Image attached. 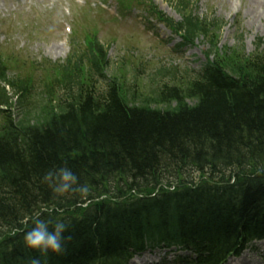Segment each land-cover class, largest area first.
<instances>
[{"label": "trees", "instance_id": "16d2710c", "mask_svg": "<svg viewBox=\"0 0 264 264\" xmlns=\"http://www.w3.org/2000/svg\"><path fill=\"white\" fill-rule=\"evenodd\" d=\"M176 6L184 13L183 23L176 28L184 30L190 41L201 33L209 36L211 26L187 13L188 1L177 0ZM88 36L84 50L76 49L64 64L51 69V79L39 81L47 97L39 105L35 104L36 81L30 76L9 78L11 65L0 57V83L10 84L18 96L20 117L16 122L6 112L0 124V258L14 256L20 263L40 258V264H45L56 255L44 256L25 248L22 234L4 235L3 229L16 226L43 207L52 209L44 213L45 220L55 223L63 219L69 224L65 236L70 238L59 254L61 262L77 248L83 254L77 263L91 264L94 257L88 246L106 239L113 242L119 233V251L142 245L149 230L159 223L167 233L209 240L205 250L211 256L236 251L250 239L264 238V58L219 61L217 55L215 65L199 79L205 84L188 81L185 92L156 95L158 103L176 101L175 109H153L148 103L135 107L129 105L135 96L127 98L125 70L118 69V74L115 69L116 74L108 79L107 50ZM222 69H230L237 79L226 77ZM58 90L63 91V98H55ZM186 99L197 100V104L191 107ZM10 102L2 90L0 105L11 109ZM167 156L187 159V166L202 174L222 173L231 167L262 174L209 199L199 195L187 200L186 195L193 191L184 188L186 193H176L163 202L167 221L138 213L119 226L112 223L124 218L127 211L94 203L77 219L72 205L79 199L55 197L42 181L48 170L67 166L92 189L112 182L140 187L138 181L158 183L165 177L160 168ZM174 166L167 171L176 170Z\"/></svg>", "mask_w": 264, "mask_h": 264}, {"label": "rangeland", "instance_id": "374dc122", "mask_svg": "<svg viewBox=\"0 0 264 264\" xmlns=\"http://www.w3.org/2000/svg\"><path fill=\"white\" fill-rule=\"evenodd\" d=\"M69 6L72 14H65L62 9L63 0H46L45 3L35 2V0H13L6 2L3 9V2L0 3V47L9 49L30 57L34 60L49 59L53 62L64 60L70 52V41L65 31H62L59 21L62 20L67 26L72 25L75 14L79 9L89 5L92 9L93 17H96L100 0H77L85 2L80 5L75 0H70ZM159 9L170 17L180 20L172 0H154ZM250 0H198L196 12L204 16L215 11L216 17L226 22L221 38L222 47L235 48L239 45V35H243L247 53L254 51L255 42L264 39V18L262 16L261 3H255V17L251 15ZM254 3V2H253ZM45 4L53 6L46 12ZM46 5V6H48ZM111 11H116L115 0L110 2ZM112 6L115 9H112ZM75 8L77 11H75ZM261 10V11H260ZM111 14L110 10L105 12ZM141 12L134 10L131 17L121 20L119 26L113 22L100 24V37L106 45H111L109 56L112 63L118 62L121 56H138L136 63L141 59L149 64L147 73L151 74L155 66L161 64H174L188 66L194 70H199L207 61L203 55L206 50L200 43L193 47H188L178 53H173V44H178L180 38L174 39L172 45L165 46L164 41L169 36V31L163 26L152 23L155 27L153 32L144 27V21L139 17ZM78 15V14H77ZM105 16V20H112L110 15ZM258 16V17H256ZM114 40V42H112ZM114 68V67H113ZM112 68V70H113ZM111 70V71H112ZM130 80V79H129ZM259 248L264 251V243ZM246 252L242 257V264H264V253ZM234 261L232 264H238Z\"/></svg>", "mask_w": 264, "mask_h": 264}, {"label": "clouds", "instance_id": "9594fccd", "mask_svg": "<svg viewBox=\"0 0 264 264\" xmlns=\"http://www.w3.org/2000/svg\"><path fill=\"white\" fill-rule=\"evenodd\" d=\"M262 171H258V175ZM55 197L63 198L74 196L83 203H91L89 196L91 190L87 183H81L79 177L67 166L53 167L42 177ZM52 211V209H48ZM69 224L61 219L55 223L41 218L38 213L32 218V227L23 233V245L41 255L61 254L64 243L70 237L65 236ZM31 264H40L39 259L34 258Z\"/></svg>", "mask_w": 264, "mask_h": 264}, {"label": "bare ground", "instance_id": "6f19581e", "mask_svg": "<svg viewBox=\"0 0 264 264\" xmlns=\"http://www.w3.org/2000/svg\"><path fill=\"white\" fill-rule=\"evenodd\" d=\"M250 1H252V2L249 4V6H250L249 9H250L251 15L255 17V13H256V12H254V11H255V5H256L255 3L257 2V0H250ZM260 1H261V0H258V3H259ZM253 2H254V3H253ZM261 2L264 3V0L261 1ZM256 17H258V16H256ZM263 18H264V14H263L262 16L259 17V19H261V20H262Z\"/></svg>", "mask_w": 264, "mask_h": 264}]
</instances>
